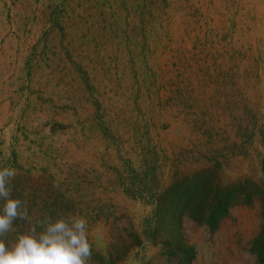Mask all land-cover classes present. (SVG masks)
<instances>
[{"label":"rangeland","instance_id":"obj_1","mask_svg":"<svg viewBox=\"0 0 264 264\" xmlns=\"http://www.w3.org/2000/svg\"><path fill=\"white\" fill-rule=\"evenodd\" d=\"M5 165L89 264H264V0H0Z\"/></svg>","mask_w":264,"mask_h":264},{"label":"clouds","instance_id":"obj_2","mask_svg":"<svg viewBox=\"0 0 264 264\" xmlns=\"http://www.w3.org/2000/svg\"><path fill=\"white\" fill-rule=\"evenodd\" d=\"M17 171L0 166V264H89L93 245L82 214H58L32 221L25 202L13 195ZM17 221L28 227L10 241Z\"/></svg>","mask_w":264,"mask_h":264}]
</instances>
